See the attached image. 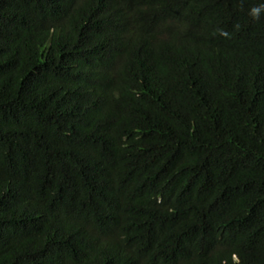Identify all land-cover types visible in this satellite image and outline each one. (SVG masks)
Segmentation results:
<instances>
[{"label": "trees", "instance_id": "trees-1", "mask_svg": "<svg viewBox=\"0 0 264 264\" xmlns=\"http://www.w3.org/2000/svg\"><path fill=\"white\" fill-rule=\"evenodd\" d=\"M0 264H264V0H0Z\"/></svg>", "mask_w": 264, "mask_h": 264}, {"label": "clouds", "instance_id": "clouds-1", "mask_svg": "<svg viewBox=\"0 0 264 264\" xmlns=\"http://www.w3.org/2000/svg\"><path fill=\"white\" fill-rule=\"evenodd\" d=\"M259 9H253L252 12L255 15L256 13H258Z\"/></svg>", "mask_w": 264, "mask_h": 264}]
</instances>
